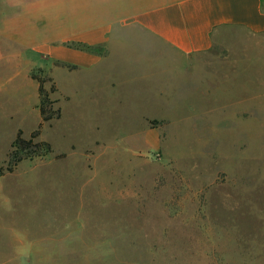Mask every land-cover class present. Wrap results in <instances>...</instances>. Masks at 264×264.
I'll return each mask as SVG.
<instances>
[{"label":"rangeland","instance_id":"obj_1","mask_svg":"<svg viewBox=\"0 0 264 264\" xmlns=\"http://www.w3.org/2000/svg\"><path fill=\"white\" fill-rule=\"evenodd\" d=\"M42 29L23 77L0 69V264H264V36L223 27L183 56L117 29L80 69ZM33 76L52 150L8 172L41 122Z\"/></svg>","mask_w":264,"mask_h":264},{"label":"crops","instance_id":"obj_2","mask_svg":"<svg viewBox=\"0 0 264 264\" xmlns=\"http://www.w3.org/2000/svg\"><path fill=\"white\" fill-rule=\"evenodd\" d=\"M43 18L53 28L50 58L80 69L103 58L91 49L112 45L117 29L145 33L183 56L211 50L223 27L264 36V0H0V69L8 79L23 77L27 56L42 50Z\"/></svg>","mask_w":264,"mask_h":264},{"label":"trees","instance_id":"obj_3","mask_svg":"<svg viewBox=\"0 0 264 264\" xmlns=\"http://www.w3.org/2000/svg\"><path fill=\"white\" fill-rule=\"evenodd\" d=\"M38 93L40 98L39 112L41 122L38 128L31 134L29 139L23 137V131L18 130V133L11 145V151L9 153L8 172H13L15 167L25 159H34L49 154L52 150L51 144L40 138L41 128L44 122L50 121L54 118H60V109L54 107L56 101L51 100L49 94L45 90L43 79H38ZM52 92L56 91V87L53 86Z\"/></svg>","mask_w":264,"mask_h":264}]
</instances>
